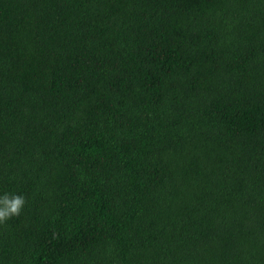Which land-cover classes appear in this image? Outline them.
<instances>
[{
    "label": "trees",
    "instance_id": "obj_1",
    "mask_svg": "<svg viewBox=\"0 0 264 264\" xmlns=\"http://www.w3.org/2000/svg\"><path fill=\"white\" fill-rule=\"evenodd\" d=\"M0 264H264V0H0Z\"/></svg>",
    "mask_w": 264,
    "mask_h": 264
},
{
    "label": "clouds",
    "instance_id": "obj_2",
    "mask_svg": "<svg viewBox=\"0 0 264 264\" xmlns=\"http://www.w3.org/2000/svg\"><path fill=\"white\" fill-rule=\"evenodd\" d=\"M25 203L23 194L13 192L11 195L0 194V222L10 216L18 215Z\"/></svg>",
    "mask_w": 264,
    "mask_h": 264
}]
</instances>
